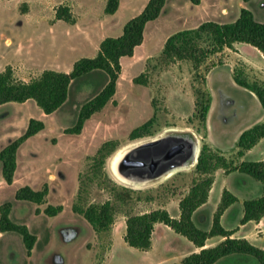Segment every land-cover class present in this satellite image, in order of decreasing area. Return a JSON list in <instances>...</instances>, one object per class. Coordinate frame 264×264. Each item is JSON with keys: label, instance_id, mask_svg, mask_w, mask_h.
Listing matches in <instances>:
<instances>
[{"label": "rangeland", "instance_id": "rangeland-1", "mask_svg": "<svg viewBox=\"0 0 264 264\" xmlns=\"http://www.w3.org/2000/svg\"><path fill=\"white\" fill-rule=\"evenodd\" d=\"M106 1L0 0V70L9 65L14 75L24 81L38 76L44 69L68 72L77 59L94 57L103 37L120 35L123 25L141 11L147 0H122V7L113 15L104 13ZM238 2L241 0H226L231 14L222 16L219 6L215 7L212 0H205L200 7L189 0H166L160 16L147 24L143 45L133 57L122 60L112 100L86 120L79 134L69 133L67 129L75 125L80 106L94 95L100 79L96 75L75 81L67 101L51 114L43 113L33 99L0 105V150L24 132L30 118L45 124L43 130L18 149L17 180L13 184L4 183L0 162V206L10 202V220L25 224L36 236L32 253L27 255L21 234L0 233V264H183V258L196 250L187 238L160 222L154 225L148 250L130 247L123 239L126 215L164 208L172 217L179 216L178 203L196 176L195 165L161 181L134 187L113 176L109 161L118 148L131 142V131L147 121L151 123V135L143 138L174 128L176 135L198 139L200 148L206 143V128L200 120L196 102H203L201 95L209 93L206 75L212 67L222 63L224 53L210 55L196 68L189 60L165 62L160 52L166 38L177 31L194 28L207 20L234 21L240 11ZM60 4L70 6L74 24L55 20L54 10ZM243 8L249 9L256 20L264 22V0H251ZM201 43L209 46V38L205 36ZM241 51L250 62L259 65V73L264 71L257 48L242 43ZM232 56L233 73L235 69L241 70L247 79L245 64L236 54ZM139 74H144L145 84L132 81ZM218 78L219 74L215 73L210 82L218 104L220 88L236 104L225 106L222 115H218L217 109L210 115L209 131L214 140L218 139L217 129L221 123L231 132L242 120L243 112L238 103L249 104L247 93L220 84ZM253 81L264 87V81ZM107 141L111 144L99 152ZM213 150L233 166L239 164L241 157L237 156V146L226 155ZM180 156L179 144L174 141L163 144L143 156L138 172L163 171ZM247 159L245 161H251L255 157ZM214 172L238 171L217 168ZM220 183L218 179L208 205L193 216L196 225L203 230L211 227ZM23 185L35 190L47 186L43 203L15 199L16 190ZM123 188L130 190V198L115 200L113 190L123 192ZM108 199L115 206V216L113 225L104 231H95L84 216L74 210L75 205L84 209ZM48 205H61L62 210L55 216H48L44 212ZM224 226H233L236 236H247L252 242L259 240L255 245L264 246V231L258 232L264 230V220L260 225H242L240 220L230 225L225 221ZM258 235L262 238L258 239ZM219 240V236H213L206 243L213 246ZM214 264L258 263L249 256H231Z\"/></svg>", "mask_w": 264, "mask_h": 264}, {"label": "trees", "instance_id": "trees-1", "mask_svg": "<svg viewBox=\"0 0 264 264\" xmlns=\"http://www.w3.org/2000/svg\"><path fill=\"white\" fill-rule=\"evenodd\" d=\"M189 1L194 5L201 2V0ZM242 1L249 2L251 0ZM165 3L166 0H148L141 12L123 25L120 35L104 37L99 42L94 57L77 59L68 72L44 69L38 76L24 81L14 75L11 66H6L0 71V105L8 102L24 103L33 99L43 113L51 114L67 101L70 87L75 81L96 75L100 79L94 95L80 106L75 125L67 129L69 133L79 134L86 120L94 113L102 110L112 100L121 75V58L133 56L136 47L143 43L147 23L159 17ZM118 6L119 0H107L104 13L114 14ZM54 18L69 24L75 23L70 6L66 4H60L55 8ZM205 36L210 41L207 47L201 43ZM236 42L250 44L264 56V22L256 20L249 9L241 8L239 16L232 22L218 23L207 20L194 28L183 29L169 35L163 43L160 57L165 62L189 60L197 68L210 55L220 53L226 48L233 49ZM143 77L144 74H139L132 81L136 84H145ZM233 77L236 84L254 92L264 109V87L260 86L257 81L248 82L241 70L235 69ZM201 96L204 101L199 102L197 100L196 106L200 120L205 125L211 97L209 93ZM150 125V121L139 125L131 131L129 139L135 141L150 136ZM44 128L45 124L42 120L30 118L24 132L0 150L2 177L8 185L13 182L17 168L18 149L28 138ZM263 137L264 123L255 124L244 130L236 143L239 149L237 156L242 157L244 151L251 149ZM109 144L111 141L105 142L99 152ZM217 168H223L225 171H238L260 182L262 185L261 194L247 198L242 203L243 215L240 223L260 221L264 216V160L241 161L238 165L233 166L218 151L211 149L208 144L204 143L201 145L195 164L196 176L192 179L187 193L178 203L179 216L177 218L172 217L164 208L126 215L123 236L125 243L139 250H148L152 244L154 225L160 222L187 238L195 248H198V251H194L183 258V264H214L231 256H249L254 258L258 264H264L263 248L252 244L245 238L232 237L234 231L225 229L220 223V216L225 209L238 200L228 190L224 189L222 192L209 230L199 228L193 220L194 212L208 199L214 181V171ZM47 193V186L42 190H35L29 185H23L16 190L15 199L41 204ZM112 197L118 201H127L130 198V190L127 188H123V192L113 190ZM10 210V202H5L0 206V232L13 231L21 234L26 254L30 255L36 236L30 233L25 224L12 222L9 217ZM61 210V205H48L44 212L48 216H55ZM74 210L81 213L95 231H104L113 225L115 206L111 199L103 203L89 204L84 209L75 205ZM213 236H221L223 239L213 246L206 247V240Z\"/></svg>", "mask_w": 264, "mask_h": 264}, {"label": "crops", "instance_id": "crops-1", "mask_svg": "<svg viewBox=\"0 0 264 264\" xmlns=\"http://www.w3.org/2000/svg\"><path fill=\"white\" fill-rule=\"evenodd\" d=\"M147 1H146V3H147ZM212 1L214 2L215 7L217 5L219 6V9H220V12H221L222 16H229L231 14V11H229L230 8L226 4V0H212ZM204 2H205V0H201V2L198 5H196V6L200 7V6H202L204 4ZM247 3L248 2H244L242 0H241V2H238L239 10L241 8H243ZM122 4H123L122 0H119V6H118L116 12L122 7ZM145 4L143 5V7L145 6ZM109 15H113V14H109ZM238 16L235 15L234 18L237 19ZM219 23H221V22H219ZM199 24L200 23H198V25ZM143 42H144V40H143ZM142 45H143V43L140 46L136 47V49L134 51V54H135L137 48L141 47ZM241 45H242V42H236L233 45V49H227L226 48L222 52H220V53H224V56L222 58V63L220 65H215L214 67H212L208 71V73L206 75V81H207V85H208V89H209V93H210V97H211V102H210V108H209V111L207 113V117H206V121H205L206 137H205L204 140H205L206 144H208L212 149L220 150L223 155H226V152L228 153L229 151H234V148H236L237 140H238L240 134L244 130L249 129L250 127H252L255 124L264 123V109H263L262 105L260 104L257 96L254 94V92L250 91L247 88L239 86L234 81V77H233V63H232V60L234 58L232 56V53L236 54V57H238V60H241L245 64V66H246V72L245 73H246L248 82H251L254 79H259L261 81H264V71L262 73L258 72L257 68H258L259 65L250 62L245 57V55H243V53L241 51ZM134 54H133V56H134ZM133 56H131V57H133ZM127 58H130V57H122L121 58V62H122L123 59H127ZM261 59H262L261 64L264 66V56L262 54H261ZM215 73L219 74L218 82L220 84H222V83L224 84L225 83L227 86H229V87H231V88H233L235 90L237 89L238 91H243V92L247 93V97H248L247 100H248V103H249L248 106H245V105L241 104V102L238 103V106L240 107V110L243 112L242 120L236 125L234 130L231 131V132H228L225 129V127H224L225 124L224 123H221V126L217 129V131H218V139H216V140H214L211 137V134H210V131H209V118H210V115L216 109L218 110V115L219 114L222 115L223 113H225V106H228L230 104H236V103H235V100L232 99L231 96H229V94H227L224 90H222L220 88L219 89L220 102L218 104L217 99H216L215 94H214V89H213L212 85L210 84L211 79L214 77ZM27 101H25V102H27ZM250 156H254L255 157V159H250L251 161L264 160V137L261 138L258 141V143L256 145H254L251 149L246 150L244 152V155L239 159V162L248 160L247 158L250 157ZM218 179L221 180V183H220V187H219L218 193L216 194V198H215V201H214V203L216 204V208H217V206H218V204L220 202V199H221V196H222V192H223L224 189L228 190L229 192H231L232 194H234L238 198L237 202H235L234 204L230 205L227 209H225V211L220 216L221 225L225 229L234 231V233L232 234V237H243V238L247 239L249 242L251 241V243L255 245L256 243H258L259 240H256V241L252 242V239H249L247 236H236L237 231L234 230L235 227H233V226H224V222L226 221L228 224L231 225L234 222H236L237 220H240L242 218V215H243V207H242L243 201L245 199H247V198L259 196L261 194V192H262V185L260 184V182L254 180V179H251L250 177H248V176H246L244 174H241L239 172H229V173H226V172H214V181H213L211 189L209 191L208 199L196 211H198L199 209H202L203 207L208 205V203H209V201L211 199V196H212L213 192L215 191V184H216V181ZM16 180H17V172L14 173L13 182L11 184H13ZM3 181H4V179H3ZM4 183H6V182L4 181ZM11 184H9V185H11ZM196 211L194 212V214L196 213ZM263 220H264V216L258 222L249 221V222L244 223L242 225H248L250 223H256V225H260ZM257 223H259V224H257ZM260 231H264V230H258L259 233H260ZM219 237H220V240L217 243H219L223 239L221 236H219ZM261 238H262V236L258 235V239H261ZM207 240H206V242H207ZM207 246L208 245L206 243V247ZM260 247L264 249L263 245H260ZM195 249H196L195 251H198V248H195ZM32 250H31V253H32Z\"/></svg>", "mask_w": 264, "mask_h": 264}, {"label": "bare ground", "instance_id": "bare-ground-1", "mask_svg": "<svg viewBox=\"0 0 264 264\" xmlns=\"http://www.w3.org/2000/svg\"><path fill=\"white\" fill-rule=\"evenodd\" d=\"M174 131V128L166 129L154 136L133 141L117 150L109 162L110 171L113 176L125 185L141 187L153 181H160L176 171L187 170L193 167L197 162L200 152L198 139L192 138L189 135H176ZM173 141L179 144L182 150V156L178 157L175 163L160 171L162 173L157 176H154V173L144 174L138 172L142 167L143 156L147 152L154 150L149 145L160 143L159 145L162 146L163 144L173 143Z\"/></svg>", "mask_w": 264, "mask_h": 264}, {"label": "water", "instance_id": "water-1", "mask_svg": "<svg viewBox=\"0 0 264 264\" xmlns=\"http://www.w3.org/2000/svg\"><path fill=\"white\" fill-rule=\"evenodd\" d=\"M160 143H152L151 145H149V147H152V149L154 148H156V147H158V146H160L159 145ZM147 147V146H146ZM160 173H162V172H156V173H154V176H157V175H159Z\"/></svg>", "mask_w": 264, "mask_h": 264}, {"label": "flooded vegetation", "instance_id": "flooded-vegetation-1", "mask_svg": "<svg viewBox=\"0 0 264 264\" xmlns=\"http://www.w3.org/2000/svg\"><path fill=\"white\" fill-rule=\"evenodd\" d=\"M135 141H136V140H135ZM132 142H133V141H131L130 143H132ZM130 143H128V144H130ZM128 144H126V145H124V146H122V147L118 148L117 150H119V149H121V148H123V147L127 146ZM117 150H116V151H117ZM116 151H115V152H116ZM115 152H114V153H115ZM114 153H113V154H114ZM111 157H112V156H111ZM109 162H110V161H109ZM109 168H110V165H109ZM176 172H177V171H176Z\"/></svg>", "mask_w": 264, "mask_h": 264}]
</instances>
